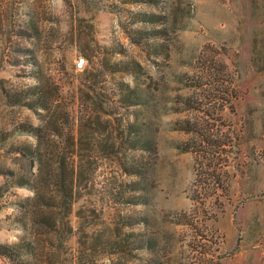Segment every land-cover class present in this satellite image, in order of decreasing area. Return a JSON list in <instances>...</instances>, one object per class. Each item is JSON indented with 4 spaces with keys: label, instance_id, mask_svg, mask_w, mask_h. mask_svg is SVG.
<instances>
[{
    "label": "rangeland",
    "instance_id": "obj_1",
    "mask_svg": "<svg viewBox=\"0 0 264 264\" xmlns=\"http://www.w3.org/2000/svg\"><path fill=\"white\" fill-rule=\"evenodd\" d=\"M155 2L0 0V243H32L23 264H264V0ZM24 143L40 201L2 172L40 177Z\"/></svg>",
    "mask_w": 264,
    "mask_h": 264
},
{
    "label": "trees",
    "instance_id": "obj_2",
    "mask_svg": "<svg viewBox=\"0 0 264 264\" xmlns=\"http://www.w3.org/2000/svg\"><path fill=\"white\" fill-rule=\"evenodd\" d=\"M144 1H150L152 3H154L156 0H144ZM156 3V2H155ZM148 17H144L141 18L139 20H144V21H151V23H161V21H163V16L162 15H156V14H147ZM141 35L140 39L137 40V43L140 42H144V43H149L151 45V47L154 45L155 47L159 46L160 43L155 42L158 41L157 37H162V33L163 30H157V29H144V30H140L139 31ZM155 53H161L157 48L154 51ZM127 68H125L124 70L129 71L130 73H132L133 76H136L139 74V69L141 68L140 65L134 63L133 61L128 62L126 65ZM123 85H126V87L128 88V96L131 98H137V100H142L140 95L138 94V89L137 87H132L130 84L122 82ZM33 92L30 94H35L36 95V100L31 101L29 104L33 107V108H43V110L46 111H50L48 105L46 104V97L44 94V89L41 85H37L34 88L31 89ZM21 96L22 94L19 93L18 95H14V98H12L14 104H18L20 103L22 100L20 98H18V96ZM11 96V95H9ZM136 102V101H135ZM45 125L46 123H50V118L49 121L48 119H45ZM18 129L20 131H24L26 134L32 135L34 136L36 139L43 141L45 138V130L43 129V127L41 125L39 126H34L32 125H28L25 127V125H19ZM43 143V142H42ZM41 143V144H42ZM41 144L39 143L36 146H32L29 144H21L20 146H18L16 148V150L21 154L22 157H24V159H27V161H29L30 163H40V177L37 178L35 181L34 180H29L26 179V175L22 174V173H17L15 170L11 169V168H5L4 170L6 171H2V172H7L12 176V183L14 186H23V187H31L33 188V190L36 192V196L35 199L40 201V198H44L46 196V186L47 183L44 181L45 175L48 173L49 171V164L46 162V154L44 152V150L41 147ZM151 146V144L148 143H144L142 144V146L137 147V148H141V149H149ZM203 153L205 154V158L207 157L208 159H210L209 163H205L204 160H201V170L202 173L206 172L208 174H212L214 172L217 171V169L214 167H212V162L214 161V159L216 158V155L218 153L217 149H213V151H203ZM71 172L73 174V178L71 180H73L76 176V174H79V170L76 171L75 166H72L71 168ZM209 178V177H208ZM213 178H215V175H213ZM5 191V188L2 184H0V195L3 194V192ZM208 198V197H207ZM196 201L199 202L200 205L202 206H207V204L205 203L206 200L203 198V196H200V194L198 195V197L195 198ZM42 214H44L43 212H41ZM48 222V221H47ZM26 226V225H25ZM23 225V227H25ZM32 249V243H26L23 244L22 242H18L15 244H6L4 245V243H0V255H3L4 257L10 258L11 260L17 262V263H21L23 264L24 259V254L29 253L30 250Z\"/></svg>",
    "mask_w": 264,
    "mask_h": 264
}]
</instances>
